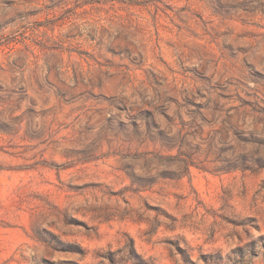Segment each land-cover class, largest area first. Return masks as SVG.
Segmentation results:
<instances>
[{
	"label": "rangeland",
	"instance_id": "374dc122",
	"mask_svg": "<svg viewBox=\"0 0 264 264\" xmlns=\"http://www.w3.org/2000/svg\"><path fill=\"white\" fill-rule=\"evenodd\" d=\"M0 264H264V0H0Z\"/></svg>",
	"mask_w": 264,
	"mask_h": 264
},
{
	"label": "trees",
	"instance_id": "16d2710c",
	"mask_svg": "<svg viewBox=\"0 0 264 264\" xmlns=\"http://www.w3.org/2000/svg\"><path fill=\"white\" fill-rule=\"evenodd\" d=\"M133 252H134V249H133ZM134 255L136 256V258H137V255H136V253L134 252Z\"/></svg>",
	"mask_w": 264,
	"mask_h": 264
}]
</instances>
